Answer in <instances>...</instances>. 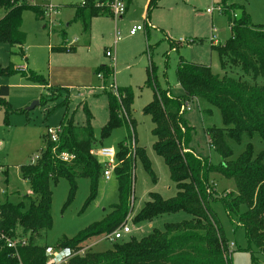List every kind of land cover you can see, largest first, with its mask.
Instances as JSON below:
<instances>
[{"label":"rangeland","instance_id":"obj_1","mask_svg":"<svg viewBox=\"0 0 264 264\" xmlns=\"http://www.w3.org/2000/svg\"><path fill=\"white\" fill-rule=\"evenodd\" d=\"M29 1L39 6L44 15L33 9L24 12V54L19 46L0 44V64L4 67L12 64L20 70L0 76V85L10 87L7 98L10 108L8 111L0 108V204L18 202L30 193V184L22 179L20 167L33 162L45 150L49 141L48 128L59 127L65 116L74 115L76 125H84L86 104L93 115V153L99 161H103L98 157L100 149L113 148L118 152L121 143L126 142L133 148L138 146L146 150L153 170L151 174L139 157L135 159L132 203L127 219L131 233L123 234L118 241L132 236L141 239L154 229L163 230L168 223L189 220V213L178 211L162 214L152 221H133L150 199V193H159L164 199L177 193L164 158L154 150L157 140L153 134L154 123L151 115L144 111L154 100V89L146 82L152 64L160 87L170 88L175 96L181 95L183 90L177 78L181 58L208 65L220 77L251 81L240 68H223L214 47L225 43L232 35L230 14L217 8L223 4L222 0H160L149 19L146 17L147 0H133L122 17L95 19L90 33L83 31L81 22L74 21L75 7L83 0ZM224 3L234 10L232 16L234 13L241 16L245 12L254 24L264 25V0H225ZM49 4L55 6L56 11H48ZM137 26L142 30L132 35L130 31ZM213 36L217 42L211 40ZM63 44L76 50H52ZM108 50L113 52L116 61L106 55ZM100 63L113 68V76L100 79L95 72ZM22 70L44 75L50 86L29 82ZM56 80L67 85L56 84ZM257 81L263 79L259 77ZM113 82L118 88L129 87L133 91L134 100L129 110L133 132L132 127L123 124L103 136L102 128L109 118L105 91L111 90L101 86L109 87ZM33 104L35 106L31 108ZM190 106L184 114L193 127L190 146L197 153L208 156L213 164L223 162L206 135L208 129L225 127L220 108L204 98L192 101ZM131 132L133 137H130ZM227 142L233 152L231 160H236L249 144L255 155L264 151V140L257 134L252 138L245 135L240 142L227 138ZM216 190L218 194L236 192L235 181L218 176ZM52 191L53 225L38 238L39 243L50 247H56L65 237L73 239L94 223L103 221L111 214L112 206L119 202L117 177L112 173L107 180L103 169L96 189L89 177H80L75 192L66 178L54 183ZM211 206L224 230L233 264H264V255L255 245H249L238 217H231L221 201L212 202ZM245 210L243 205L241 212ZM88 243L93 251H105L112 248L114 242L101 236Z\"/></svg>","mask_w":264,"mask_h":264},{"label":"trees","instance_id":"obj_2","mask_svg":"<svg viewBox=\"0 0 264 264\" xmlns=\"http://www.w3.org/2000/svg\"><path fill=\"white\" fill-rule=\"evenodd\" d=\"M112 1L84 0L75 7L74 21L81 22L83 31L90 33L93 18L107 16L114 19L107 6ZM124 1L127 8L132 3V0ZM159 2L149 1L147 19ZM224 2L222 0L220 5L230 14L232 35L225 43L214 47L219 52L223 68H240L251 81L220 77L208 65L181 58L177 67L178 82L183 90L181 95L175 96L170 88L160 87L152 64L146 82L154 89V100L144 108L154 123L153 134L157 138L154 150L164 158L177 193L169 199H164L159 193H150V199L133 221H152L162 214L178 211L189 213L191 218L168 223L163 230L154 229L141 239L132 236L127 240L114 241L112 248L105 251L90 249L83 255L74 256L67 264H233L224 230L211 206L215 201H221L231 217H238L249 245H255L264 255V151L255 155L249 144L236 160H231L233 152L227 142V138L240 142L245 135L252 138L256 134L264 140V25L254 24L245 12L241 16H232L234 10ZM27 9L44 15L43 10L29 0H0V44L19 46L22 53L26 40L22 30L23 14ZM52 50L65 52L72 51L73 47L63 44ZM16 71L20 70L12 64L6 67L0 64V76ZM21 72L31 83L49 85L44 75L34 71ZM95 72L103 73L107 79L113 75L114 69L101 65ZM259 77L263 81L258 82ZM105 93L109 118L102 128L103 136L123 124L132 127L133 132V121L129 115L133 91L124 87L119 88L118 94L112 91ZM9 94L10 87L0 85V108L7 111L10 108ZM198 98L218 106L224 119L225 127L206 131L209 144L224 160L219 164H213L208 156L197 153L190 146L193 127L184 114L186 104ZM84 111V125H76L74 115L65 116L60 124L59 141L53 143L48 139L39 158L20 167L22 179L30 184V193L18 202L0 204V229L10 236L27 237L28 244L17 250L3 247L0 264H46L47 246L39 243L38 238L53 225L52 185L60 178L69 180L73 192L80 177H89L96 189L103 167L93 153V115L86 104ZM132 132L130 137H133ZM63 152L74 154L75 159L71 162L61 160ZM137 157L153 174L144 148L121 143L117 152L119 164L114 171L118 180L119 202L112 206L111 214L103 221L94 223L73 239L63 238L56 247L79 251L89 244V240L127 226ZM218 176L234 180L236 192L218 194ZM243 205L246 210L241 212Z\"/></svg>","mask_w":264,"mask_h":264},{"label":"built area","instance_id":"obj_3","mask_svg":"<svg viewBox=\"0 0 264 264\" xmlns=\"http://www.w3.org/2000/svg\"><path fill=\"white\" fill-rule=\"evenodd\" d=\"M107 6L109 7L111 14L114 16V19H117L118 17H122L123 15L126 14L127 6L124 0H113L111 3L107 4ZM217 8L219 11H225V8L222 5H219ZM46 9L50 12L56 11L55 6H53L52 4L47 5ZM207 11L212 13L213 9H208ZM234 17H237V14H234ZM140 30H142V28L140 26H137L134 27L130 31V33L132 35H135ZM211 40L217 42L215 36H213ZM116 43L117 40L115 41V44ZM106 55L108 57H112V59L116 61V57L115 55H113V52L111 50H108L106 52ZM97 76L102 80H106L104 78L103 73H98ZM101 88L105 90L106 89L111 90L115 94H118L119 91V88L116 86L115 82L111 83L109 87H106L105 85V86H101ZM190 104L191 102H188L186 104V108H185L186 111L191 109ZM60 131H61L60 126L57 128H48L47 131L48 139L53 143H57L59 141ZM98 155L99 158L103 159V161L100 160V162L102 163L104 177L108 180L110 179L111 174L114 173L115 168L119 164L117 160V152L113 148H102L99 150ZM38 158L39 156L35 157L33 159V162H35ZM60 158L65 162H71L72 160L75 159V155L69 152H63L60 155ZM129 233H131V229L128 226H124L118 228L111 234L103 236V239L114 242L123 238V234H129ZM27 244H28L27 237L13 236V235L10 236L6 232L0 229V251L2 250L3 247H7L12 250H17L18 248L25 246ZM90 249L91 247L89 245L80 249L79 251H74L71 248H58V247L47 246L46 264H67L74 256L83 255Z\"/></svg>","mask_w":264,"mask_h":264},{"label":"crops","instance_id":"obj_4","mask_svg":"<svg viewBox=\"0 0 264 264\" xmlns=\"http://www.w3.org/2000/svg\"><path fill=\"white\" fill-rule=\"evenodd\" d=\"M149 1L150 0H147V8H148V3H149ZM83 2H84V0H83ZM82 2V3H83ZM126 3V2H125ZM132 3H133V0H132ZM131 3V4H132ZM131 6V5H130ZM127 11H128V8H127ZM127 11H126V13H127ZM101 17H103V18H112V17H107V16H101ZM101 17H95V18H93L92 19V22H91V29H92V24H93V22H94V20L95 19H97V18H101ZM147 17V16H146ZM133 29V28H132ZM73 50H76V48L75 47H73ZM101 65H108V64H103V63H100L99 65L97 64V67H96V69L99 67V66H101ZM109 66V65H108ZM22 68H24V69H26V67L24 66H22ZM89 68H91V67H89ZM96 69H95V71H96ZM67 72V71H66ZM56 84H62L61 86H65V85H67V83L66 82H61V81H59V80H56ZM50 86V85H49Z\"/></svg>","mask_w":264,"mask_h":264},{"label":"water","instance_id":"obj_5","mask_svg":"<svg viewBox=\"0 0 264 264\" xmlns=\"http://www.w3.org/2000/svg\"><path fill=\"white\" fill-rule=\"evenodd\" d=\"M38 104V103H37ZM35 106V104H33L32 106H31V108H33Z\"/></svg>","mask_w":264,"mask_h":264}]
</instances>
